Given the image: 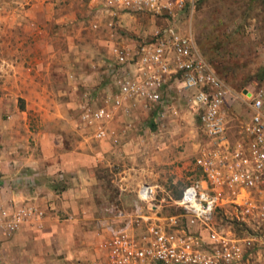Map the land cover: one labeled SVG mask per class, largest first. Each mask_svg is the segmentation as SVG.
Wrapping results in <instances>:
<instances>
[{
    "label": "crops",
    "instance_id": "obj_1",
    "mask_svg": "<svg viewBox=\"0 0 264 264\" xmlns=\"http://www.w3.org/2000/svg\"><path fill=\"white\" fill-rule=\"evenodd\" d=\"M12 1L18 12L5 8L0 16L9 27L1 32L0 50V215L26 206L35 213L12 231L0 218V263L101 264L109 224L126 221L110 213L112 204L126 214L143 207L128 184L135 183L136 191L154 177L153 166L163 162L171 144L144 125L153 108L125 96L112 103L117 85L114 78L111 89L102 88L110 69L98 58L102 40H77L70 0ZM93 21L101 25V19ZM96 96L112 117L87 124L82 115L99 107ZM231 101L224 105L229 122L236 119L227 111ZM99 128L104 135L96 138ZM184 139L172 143L197 155L200 143ZM177 152L182 159L185 151ZM254 194L264 199L258 190Z\"/></svg>",
    "mask_w": 264,
    "mask_h": 264
},
{
    "label": "built area",
    "instance_id": "obj_2",
    "mask_svg": "<svg viewBox=\"0 0 264 264\" xmlns=\"http://www.w3.org/2000/svg\"><path fill=\"white\" fill-rule=\"evenodd\" d=\"M90 3L96 13L113 21L147 13L167 22L135 48L123 44L111 47V60L120 68L115 76L118 93L111 97L112 103L121 104V96L142 101L145 107L156 110V122L174 116L177 108L162 93L163 86L174 76L189 91L187 100L198 112L200 129L206 138L199 145L194 162L201 176L186 184L179 197L171 199L180 212L159 214L154 203L158 185L142 182L136 197L143 207L136 206L131 214L112 208L117 218L126 221L120 226L109 224L101 264H240L254 238L218 230L214 215L225 203H231L241 207L246 215L256 213L264 218V199L256 203L251 198L252 190L264 195V90H244L242 98L237 96L202 56L193 36L172 23L179 12L193 6L194 0ZM133 65L135 71L131 73L128 68ZM231 96L243 101L250 111L249 120L241 126V136L234 142L227 135L229 121L224 107ZM111 117L112 110L105 106L87 107L82 115L87 124H103ZM103 135L102 128L95 133L96 138ZM34 213L32 206H26L9 214L3 211L0 218L4 227L12 231ZM135 227L140 230L134 232Z\"/></svg>",
    "mask_w": 264,
    "mask_h": 264
},
{
    "label": "rangeland",
    "instance_id": "obj_3",
    "mask_svg": "<svg viewBox=\"0 0 264 264\" xmlns=\"http://www.w3.org/2000/svg\"><path fill=\"white\" fill-rule=\"evenodd\" d=\"M5 1H9L10 5L7 7L6 3L2 4L0 1V16L6 11L5 8L7 11L10 9L15 13L18 12L17 2ZM70 3L68 8L76 17L73 28L77 40L92 41L96 44H99L98 39L102 40L99 45L102 52L98 58L101 57L102 63L105 62L110 68L103 75V83H105L102 86L103 89L109 87L111 89L109 84L120 72V68L107 58L110 44H125L135 48L141 42L149 40L155 28L167 23L165 20L152 18L147 13H139L132 17L126 16L121 21H113L107 15L96 13L90 0H70ZM263 4V0H194L193 6L179 12L172 22L183 33H190L193 36L198 50L211 68L241 98L243 97L242 91L246 89L253 91L261 88L264 90V79L259 81L255 75L257 70L264 65ZM96 19H101V25L96 22L98 27L93 26V20ZM109 19L112 22L107 26L103 25V21H110ZM6 24L7 22L0 19V50L3 37L1 32L9 28ZM105 28L110 31L111 35H106L107 29ZM134 68L133 65L132 69ZM181 86L179 79L171 77L164 85L162 92L167 100L175 104L178 110L176 115L156 118L157 122L154 120L155 115L144 119V125L161 132L158 137L171 144L170 152L164 156L163 162L153 166L152 175L154 177L150 175V179L146 180L159 187L155 193L154 203L158 205L159 214L163 216L180 212L171 199H175L186 184L201 176L200 170L194 163L196 153H191L186 148L179 150L180 147L177 148L172 142L178 138H186L184 140L191 142L198 141L200 144L206 142L200 129L198 112L189 105L187 100L189 91H185ZM98 99L96 96L95 106L102 104V101ZM229 99L234 100V103L231 101L234 105L227 111L236 119L229 122L231 127L227 135L234 142L241 136L240 126L248 121L250 111L243 101L235 100L234 96ZM16 103L20 106L23 104L20 100ZM177 151H185L181 155L182 159L178 158ZM134 184H128L129 190H132L129 193L136 192L133 188ZM106 185L110 187L109 191L113 192L112 182L108 181ZM254 197V201L258 203L256 194ZM165 222L168 223V221ZM214 225L218 230L230 231L237 237L254 238L240 264H264V218L260 219L256 213L246 215L241 207L225 203L216 210Z\"/></svg>",
    "mask_w": 264,
    "mask_h": 264
},
{
    "label": "trees",
    "instance_id": "obj_4",
    "mask_svg": "<svg viewBox=\"0 0 264 264\" xmlns=\"http://www.w3.org/2000/svg\"><path fill=\"white\" fill-rule=\"evenodd\" d=\"M264 1V0H263ZM263 6H264V4H263ZM214 70V69H213ZM215 72V71H214ZM257 77V79L259 80V81H261V80H263L264 79V65L263 66H261L258 70H257V72H256V74H255ZM155 112H156V110H153V114H152V116L155 114ZM181 192V191H180ZM179 195H180V193L179 194H177V196H176V198L177 197H179ZM114 207H117V208H119L120 207V205H118V203L117 204H112ZM114 211L115 210H113V209H111V214H114ZM0 264H4V263H0Z\"/></svg>",
    "mask_w": 264,
    "mask_h": 264
}]
</instances>
